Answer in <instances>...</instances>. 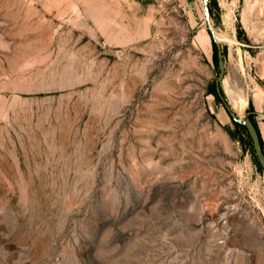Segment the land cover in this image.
Returning <instances> with one entry per match:
<instances>
[{
  "label": "rangeland",
  "instance_id": "rangeland-1",
  "mask_svg": "<svg viewBox=\"0 0 264 264\" xmlns=\"http://www.w3.org/2000/svg\"><path fill=\"white\" fill-rule=\"evenodd\" d=\"M210 24L264 142V0H0V264H264Z\"/></svg>",
  "mask_w": 264,
  "mask_h": 264
},
{
  "label": "water",
  "instance_id": "water-1",
  "mask_svg": "<svg viewBox=\"0 0 264 264\" xmlns=\"http://www.w3.org/2000/svg\"><path fill=\"white\" fill-rule=\"evenodd\" d=\"M207 1H206V6H207ZM207 19L210 20V14L209 12H207ZM210 30L212 32L213 38L215 40L216 43V47H217V55H218V68H219V74L218 77L216 79V90H217V94L219 96V98L224 102L226 108L229 110L230 114L233 116V118L241 123H244L247 128L248 131L251 135L252 141H253V146H254V150L256 153V156L261 164V166L264 169V151L262 149L261 146V142H260V136L258 133V130L255 126V124L253 123V121L250 118L247 119H241V118H237L235 113L232 111V108L229 104V102L227 101V98L222 90V81L225 78V74H226V64H225V54H224V50H223V45H222V41L218 40L217 35L212 27V25L210 24Z\"/></svg>",
  "mask_w": 264,
  "mask_h": 264
},
{
  "label": "trees",
  "instance_id": "trees-1",
  "mask_svg": "<svg viewBox=\"0 0 264 264\" xmlns=\"http://www.w3.org/2000/svg\"><path fill=\"white\" fill-rule=\"evenodd\" d=\"M211 33H212V32H211ZM213 44H214V47H215V49H216V52H215V54H214V59H215V63H216V65H217V67H218V55H217V47H216L215 40H213ZM224 52H225V51H224ZM215 82H216V81H213V82L210 84V86H209V91H210V93L214 94L218 99H220L219 96H218V94H217L216 83H215ZM251 120L253 121V123L255 124V126H256V128H257V130H258V133H259V136H260L261 146H262V149H263V151H264V142H263L262 136H261V134H260L258 124H257V122H256V120H255L254 118H251ZM234 124H235V126H236V128H237L238 130H241V129L244 130V132H245V136H246V138H247V140H248V142H249V145H250L251 151H252V153H253V155H254L255 162H256L258 168H259L261 171H264L263 167L261 166V164H260V162H259V160H258V158H257V156H256V153H255V150H254V146H253V141H252V138H251V135H250V133H249V131H248L247 126H246L244 123H241V122L236 121L235 119H234Z\"/></svg>",
  "mask_w": 264,
  "mask_h": 264
},
{
  "label": "bare ground",
  "instance_id": "bare-ground-1",
  "mask_svg": "<svg viewBox=\"0 0 264 264\" xmlns=\"http://www.w3.org/2000/svg\"><path fill=\"white\" fill-rule=\"evenodd\" d=\"M216 35H217L218 40L223 41V38L221 35H219V33H216Z\"/></svg>",
  "mask_w": 264,
  "mask_h": 264
}]
</instances>
